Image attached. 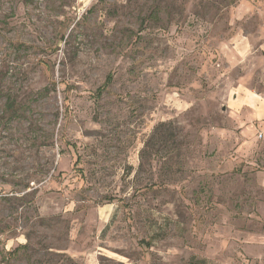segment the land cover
<instances>
[{"label": "rangeland", "instance_id": "rangeland-1", "mask_svg": "<svg viewBox=\"0 0 264 264\" xmlns=\"http://www.w3.org/2000/svg\"><path fill=\"white\" fill-rule=\"evenodd\" d=\"M263 84L264 0H0V264H264Z\"/></svg>", "mask_w": 264, "mask_h": 264}, {"label": "crops", "instance_id": "crops-1", "mask_svg": "<svg viewBox=\"0 0 264 264\" xmlns=\"http://www.w3.org/2000/svg\"><path fill=\"white\" fill-rule=\"evenodd\" d=\"M235 91V97H233L232 100L233 108L249 112L250 121L253 124V127L257 125L255 129L256 132H262L259 133V135H261L260 138H262L264 135V87L262 86L261 90H253L252 88H246L243 85H239ZM251 136L252 132L250 133V138H252ZM250 138L249 140L252 142ZM256 162L257 161H255V165H257ZM256 174L261 178L264 176V171H257Z\"/></svg>", "mask_w": 264, "mask_h": 264}, {"label": "trees", "instance_id": "trees-1", "mask_svg": "<svg viewBox=\"0 0 264 264\" xmlns=\"http://www.w3.org/2000/svg\"><path fill=\"white\" fill-rule=\"evenodd\" d=\"M109 79H110V77H108V78H107V81H106V82H108V81H109ZM8 106L10 107V106H11V104H10V103H7V107H8Z\"/></svg>", "mask_w": 264, "mask_h": 264}, {"label": "built area", "instance_id": "built-area-1", "mask_svg": "<svg viewBox=\"0 0 264 264\" xmlns=\"http://www.w3.org/2000/svg\"><path fill=\"white\" fill-rule=\"evenodd\" d=\"M258 137L260 138V137H261V135H258Z\"/></svg>", "mask_w": 264, "mask_h": 264}]
</instances>
